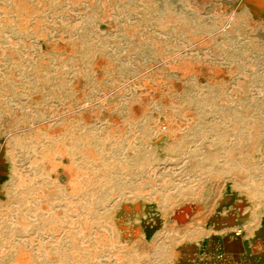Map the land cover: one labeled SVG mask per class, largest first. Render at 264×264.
Returning a JSON list of instances; mask_svg holds the SVG:
<instances>
[{"label":"rangeland","instance_id":"obj_1","mask_svg":"<svg viewBox=\"0 0 264 264\" xmlns=\"http://www.w3.org/2000/svg\"><path fill=\"white\" fill-rule=\"evenodd\" d=\"M0 264H264V0H0Z\"/></svg>","mask_w":264,"mask_h":264}]
</instances>
